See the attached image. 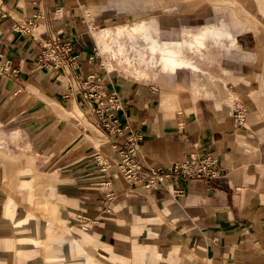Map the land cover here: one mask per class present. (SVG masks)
I'll return each mask as SVG.
<instances>
[{
  "label": "crops",
  "instance_id": "0c3cea01",
  "mask_svg": "<svg viewBox=\"0 0 264 264\" xmlns=\"http://www.w3.org/2000/svg\"><path fill=\"white\" fill-rule=\"evenodd\" d=\"M37 13L42 17L32 33L13 29L16 20ZM220 14L227 29L205 21L190 28ZM148 16L156 19L120 23ZM262 21L264 0H0V120L57 177L51 191L61 212H72L88 229L80 239L65 238L48 194L29 188L23 197L36 216L27 215L29 231L67 253L94 249L97 258L75 264L125 258L124 264H264ZM176 26L184 27L177 39L161 36L160 29ZM57 34L72 37L80 55L72 93L64 79L36 67L43 42ZM227 40L235 48L219 77L187 53L201 57L207 42ZM93 70L106 94L123 97L121 122L142 135L137 160L144 170L165 173L175 161L212 150L222 176L173 175L157 189L132 185L117 168L125 136H111L77 94ZM235 102L247 109L241 125L231 114ZM98 159L110 165L106 172ZM47 176L38 175L36 184ZM5 208L19 209L0 202V213ZM51 215L55 229L47 226Z\"/></svg>",
  "mask_w": 264,
  "mask_h": 264
},
{
  "label": "rangeland",
  "instance_id": "374dc122",
  "mask_svg": "<svg viewBox=\"0 0 264 264\" xmlns=\"http://www.w3.org/2000/svg\"><path fill=\"white\" fill-rule=\"evenodd\" d=\"M224 16L226 18V15H223V17ZM223 17L222 14H220L212 16L209 19H202L190 28L196 30L200 22L205 21L211 24L218 23L227 29L226 20L224 21ZM141 18L156 19L155 16L138 17L136 19H129L120 23L130 24ZM183 28V26H176L165 31L160 29V33L165 39L173 40L180 36L179 32ZM123 39L124 41L127 40L126 37ZM232 45L228 40L225 44L219 46L213 45L211 42H207V47L202 48L204 53L203 56L200 57L195 53H187L190 54L192 59H194V61H196L202 68L219 77L221 76V71H223V65L225 66V57H228L232 49L235 48ZM110 54L111 53L107 51L102 53V55L106 58H112V60L115 61V64H119L117 59L114 56L111 57ZM158 69L159 66H156L153 71L156 72ZM138 75L141 74L139 73ZM192 76L197 84V77L193 74ZM5 126V122L0 120V202L6 203L7 201H11L15 203L16 208L19 209L5 208L4 212L0 213V264H75L76 262L83 261L86 258H97L94 249L90 246H87L80 252L67 253L63 250L55 249L53 242H51L47 237L45 238L39 236L37 233L29 231L34 229L32 228V225L30 226L25 224V222L28 221L27 215L31 214L33 218L36 217L31 213L30 210L32 209H29L28 207V195L23 197V193L28 191L29 188L31 190H36V188L41 189L42 193H45V195L48 194V199L56 208V215L63 218L65 226L62 228V232L65 238L80 239L82 235L81 231L86 232L88 229L86 225L78 220V218L70 217L71 214H73L72 212H61L59 206L60 201L57 198L56 192L51 191L52 187L54 188V185L57 183V177L52 176L48 173V171H46V169H44V167H42V165L37 161L35 153L29 150L28 144H22L16 140V134L13 132L14 127L8 126L5 128ZM27 168H30V174H27L28 170L25 171ZM41 174L49 175L47 176L49 177V180L44 184L38 185L36 184V178ZM12 175L15 176L12 183H10L9 177ZM7 186H11V189L7 188ZM43 200L44 199L41 198V201ZM40 205H43V202ZM38 209L45 213L48 211V209L47 211H44L41 206H39ZM17 210H20L21 212L18 214ZM62 214L64 215L63 217ZM66 215L69 216L68 219H66ZM55 218L52 215L49 216V224L47 226H53V229H55L57 226ZM17 221L20 222L16 223ZM52 254H58L59 256L57 259H52L49 257V255ZM125 259L116 263L108 260L104 261L106 264H124Z\"/></svg>",
  "mask_w": 264,
  "mask_h": 264
},
{
  "label": "built area",
  "instance_id": "2783aa9c",
  "mask_svg": "<svg viewBox=\"0 0 264 264\" xmlns=\"http://www.w3.org/2000/svg\"><path fill=\"white\" fill-rule=\"evenodd\" d=\"M61 10V7L56 9L57 12ZM5 15L7 14H2V16ZM40 17L42 13L20 21L16 20L13 29L20 33H32ZM36 67L50 75L64 79L72 93V80L79 77L80 67V55L74 47L73 38L57 34L52 39L44 41L37 55ZM103 86L102 75L93 70L81 79L77 94L81 102L91 108L98 123L111 136H125L123 147H119L120 157L117 168L132 185L140 184L146 189H157L165 177L173 175L187 179H215L222 176L218 157L212 150L175 161L165 173H160L155 167L144 170L137 160L142 135L132 131L127 124H122L120 114L124 113V100L121 94L117 91L106 94ZM231 114L235 123L241 125L246 117L247 109L235 102ZM112 145L117 146L115 142ZM98 162L102 164L100 170L106 172L110 165L100 159Z\"/></svg>",
  "mask_w": 264,
  "mask_h": 264
}]
</instances>
